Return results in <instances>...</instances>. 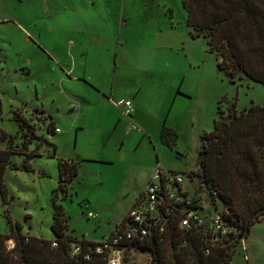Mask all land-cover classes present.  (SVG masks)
Here are the masks:
<instances>
[{
	"label": "rangeland",
	"instance_id": "rangeland-1",
	"mask_svg": "<svg viewBox=\"0 0 264 264\" xmlns=\"http://www.w3.org/2000/svg\"><path fill=\"white\" fill-rule=\"evenodd\" d=\"M67 1L70 0H0V131L14 136L12 145L20 147L25 138L15 119L18 113L33 128V134L30 130L27 132L30 136L26 142L28 149L39 147L38 155L28 158L25 154H14L11 157L17 164L29 162L34 170L7 167L5 183L9 200L5 202L0 192V233H9L13 223L19 224L25 235L54 239V189L60 179L59 157L78 159L76 154L90 156L100 151L109 157L117 153L125 155L117 149L122 145L128 126L122 125L116 130L118 119L111 123L113 115L123 112L113 102L114 98H121L122 93H115L114 97L109 91L104 96L80 82L63 84V65L56 58L64 59L70 53L63 38L69 37L68 30L72 33L74 30L63 26L66 12L58 8ZM133 2L141 4V12L146 11L142 15L138 13L139 23L150 11L161 24L175 26L173 30L179 39L169 50L161 48L160 56L166 54L168 59H159L158 68L169 73V79L160 83L159 90L156 88L150 93L153 96L150 108L157 112L159 98L164 100L168 94L166 90H170L172 76L180 75L175 90L178 97L175 102L172 98L162 121L177 130V143L171 148L157 138L151 178L160 163L165 170L180 173L184 177L183 188L192 195L198 185L197 177L191 182L197 150L202 135L214 128L219 106L225 110L230 102H235L241 110L252 104L264 105V84L247 77L231 78L218 68L216 55L208 50L207 40L192 36L183 0ZM135 8L129 10L138 12ZM51 10L55 14L52 18L49 17ZM73 38L78 40L75 34ZM102 86L108 85L102 82ZM42 107L55 118V128L60 131L54 134L48 131L50 118ZM9 145L5 140L0 147ZM104 145L106 147L102 148ZM130 156L125 161L108 162L104 166L87 162L79 168L76 180L71 183L70 194L64 198L62 192L58 193L57 201L64 205L69 216L70 234L79 240L87 238L101 242L123 222L139 193L151 180L146 181L148 160L131 152ZM136 189L140 190L138 194ZM202 195L207 196L205 192ZM217 203L219 209L224 210L223 202L218 200ZM262 224L252 226L247 241L258 238ZM6 244L9 246L8 241ZM149 257L148 252H128L126 264H151ZM248 262L240 245L232 264Z\"/></svg>",
	"mask_w": 264,
	"mask_h": 264
},
{
	"label": "trees",
	"instance_id": "trees-1",
	"mask_svg": "<svg viewBox=\"0 0 264 264\" xmlns=\"http://www.w3.org/2000/svg\"><path fill=\"white\" fill-rule=\"evenodd\" d=\"M188 11V24L193 37L207 40L208 50L215 53L218 68L229 77H247L264 84V0H183ZM221 102V101H220ZM1 109V104H0ZM219 116L214 128L202 135L197 150L196 169L191 173L208 193L216 190L224 204V220L230 233L206 254L199 239L184 233L178 221L169 225L170 240L163 246L157 242L142 247V252L152 255L151 264H232L240 243L238 236L246 238L254 224L264 221V105L252 104L238 110L230 102L225 110L219 106ZM48 131L56 132L55 121L49 114ZM15 119L23 130L20 147L12 145L14 136L0 131V192L5 202L9 189L5 183L7 167L32 171L29 162L11 161L14 154L28 158L38 155V149L29 150L28 125L25 117L16 113ZM29 136V137H28ZM28 137V138H27ZM178 132L163 124L162 141L174 148ZM47 140V139H46ZM59 184L54 189V239L25 235L19 224L11 223L9 233H0V264H106L101 255L93 253L90 259L72 256V242L81 243L84 250H91L97 242L70 234L69 216L58 193L64 198L70 194V185L77 178L81 160L59 157ZM183 239L188 243L180 246ZM9 242L7 246L6 242ZM56 241L58 245L52 244ZM238 244V245H237Z\"/></svg>",
	"mask_w": 264,
	"mask_h": 264
},
{
	"label": "crops",
	"instance_id": "crops-1",
	"mask_svg": "<svg viewBox=\"0 0 264 264\" xmlns=\"http://www.w3.org/2000/svg\"><path fill=\"white\" fill-rule=\"evenodd\" d=\"M137 3L134 4L133 0L67 1L66 5L61 6L63 8L58 9H64L66 12L63 26L73 29L74 33L68 30L69 37L65 35L63 38L70 53L64 59H56L63 65L65 73L62 79L63 84L80 82L82 86L92 88L93 91L97 90L104 96L109 91L114 97L115 93L116 95L122 93L121 98L133 101L131 114H126L124 111L116 113L112 116L111 122L114 124L118 119L114 126L116 130L122 125L128 126L125 128L122 145L117 149L125 155L117 153L109 157L102 154L104 151L90 156L76 154L75 158L81 160L80 168L87 162L90 165L103 163L100 166L108 162L111 164L122 162L132 157L131 152L135 156H144L148 160L146 181H149L155 165L157 138L159 137L160 142L164 143L161 138L162 121L172 98L175 102L178 97L175 90L180 75L172 76L170 90H166L168 94L164 96V100L159 98L160 107L157 112L150 108L153 103L150 101L153 97L150 93L155 92L156 88L159 90L162 85L160 83L169 79V73L158 68L159 59L162 58V61L168 59L166 54H163V57L160 56L161 48L169 50L179 39L173 30L175 26L161 24L150 11L145 18L146 21L139 23L138 13L142 15L146 11L141 12L142 6L140 3L136 5ZM133 6L139 11L131 12L129 8ZM52 12V10L49 11L50 18L55 15ZM53 29L50 27V30ZM74 34L78 40L73 38ZM73 48H76L74 52ZM102 82H106L108 86L103 87ZM116 101L114 98V105L119 108ZM42 108L47 115L50 114L44 107ZM53 119L55 121L54 117ZM113 124L110 127H113ZM126 142H128L127 148H124L123 145ZM105 147L106 145L102 146V148ZM139 191L136 189L137 194ZM258 223H264V221ZM259 232L260 235L253 242L247 241L246 237L239 244L244 248L248 264H264V224L261 225Z\"/></svg>",
	"mask_w": 264,
	"mask_h": 264
},
{
	"label": "built area",
	"instance_id": "built-area-1",
	"mask_svg": "<svg viewBox=\"0 0 264 264\" xmlns=\"http://www.w3.org/2000/svg\"><path fill=\"white\" fill-rule=\"evenodd\" d=\"M116 103L126 114L132 113V99L119 98ZM55 130L60 131L59 128ZM183 183L184 177L180 173L165 170L159 163L155 174L116 230L104 241L97 242L91 250H84L81 243L73 241L72 256L90 259L95 253L101 255L106 264H126L128 252L144 253L142 247L150 245L151 241L159 246L167 243L170 240L169 225L176 220L179 229L195 235L204 252L210 254L213 246L230 233L225 224L224 210L221 211L217 203L221 198L216 190L212 193L204 190L199 180L192 195L183 188ZM202 192L207 196L204 197ZM238 240L240 243L243 238H233L234 242ZM187 243L188 240L183 239L180 246ZM52 245L56 247L58 243L54 241ZM148 262H152V255Z\"/></svg>",
	"mask_w": 264,
	"mask_h": 264
}]
</instances>
